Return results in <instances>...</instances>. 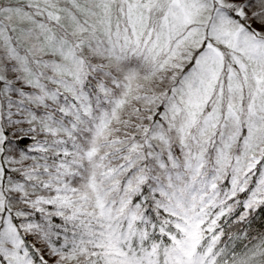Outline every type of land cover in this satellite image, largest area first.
<instances>
[{"label":"snow or ice","instance_id":"6c2138e0","mask_svg":"<svg viewBox=\"0 0 264 264\" xmlns=\"http://www.w3.org/2000/svg\"><path fill=\"white\" fill-rule=\"evenodd\" d=\"M0 264H264V0H0Z\"/></svg>","mask_w":264,"mask_h":264}]
</instances>
